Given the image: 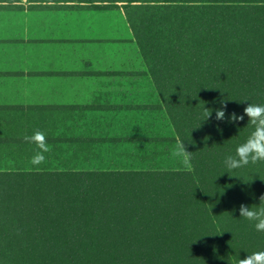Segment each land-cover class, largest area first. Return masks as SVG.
I'll return each instance as SVG.
<instances>
[{"label": "trees", "instance_id": "trees-1", "mask_svg": "<svg viewBox=\"0 0 264 264\" xmlns=\"http://www.w3.org/2000/svg\"><path fill=\"white\" fill-rule=\"evenodd\" d=\"M27 2L122 11L152 89L0 103V264H238L264 251L239 213L264 196V162L223 163L253 131L233 114L264 104V0ZM37 129L49 152L34 166L24 137ZM180 141L191 167L171 155Z\"/></svg>", "mask_w": 264, "mask_h": 264}, {"label": "crops", "instance_id": "crops-1", "mask_svg": "<svg viewBox=\"0 0 264 264\" xmlns=\"http://www.w3.org/2000/svg\"><path fill=\"white\" fill-rule=\"evenodd\" d=\"M15 4L20 9L0 8V77L25 80L35 75L43 78L41 83L54 85L47 89L50 95L44 97L39 91L29 90L26 84L31 103L16 104H80L101 100L110 93H133L136 83L140 87V79L145 76L139 73L145 68L141 57L136 60L135 53L140 54L122 11L95 12L57 6L75 5L72 2L32 8L30 5L35 4L27 0ZM0 5L7 7L8 0H0ZM129 48L134 55L122 57ZM15 68L20 71H13ZM63 76L71 77L57 78ZM0 103L10 102L0 99Z\"/></svg>", "mask_w": 264, "mask_h": 264}, {"label": "clouds", "instance_id": "clouds-1", "mask_svg": "<svg viewBox=\"0 0 264 264\" xmlns=\"http://www.w3.org/2000/svg\"><path fill=\"white\" fill-rule=\"evenodd\" d=\"M205 120L211 115L205 109L203 113ZM225 112L216 111L217 120L223 119ZM247 117V123L253 126V131L243 142L235 147L234 153L224 157L223 163L228 170H237L250 164L255 165L258 162H264V104L248 103L244 108L242 116L233 114L232 120H242ZM25 140L36 145L34 155L30 158L29 164L40 165L46 157L45 153L49 152V145L46 143V133L42 130H34L31 135L25 136ZM171 155L182 158L186 167H191L190 152L186 151L183 141L178 142L171 150ZM258 205H241L239 209L240 218L246 220L254 227L257 232L264 233V196L259 198ZM238 264H264V251H254L247 254L243 259H238Z\"/></svg>", "mask_w": 264, "mask_h": 264}, {"label": "rangeland", "instance_id": "rangeland-1", "mask_svg": "<svg viewBox=\"0 0 264 264\" xmlns=\"http://www.w3.org/2000/svg\"><path fill=\"white\" fill-rule=\"evenodd\" d=\"M110 18L112 19V16ZM119 47L120 46H118V49H120ZM128 47L129 46L127 45L124 47V49H126ZM129 49L131 51L130 50L129 51L127 50V52L124 51L122 57H126V56L128 57V56L134 55L132 48H129ZM135 55H136V60L138 58L140 59V56H138L137 53H135ZM13 71L19 72L20 69L15 68ZM11 76L15 77L16 73H12ZM65 77H71V76H63V77H57V78H65ZM42 80H43V78L35 76V75H31L25 80L22 77H17L13 80L7 79L6 77L5 78L0 77V82L5 81V84H0V89L2 90V92H0V99L4 100L6 102H14V103L16 101H23V102H19L20 104L31 103V101H29V99H32V98L26 92V90H27L25 88L26 84H28L29 90L34 89L35 91H39V92H41V95L46 97V96L50 95V93L47 91V89L49 87H53L54 85L49 86L45 83H41ZM140 84L141 85L139 87L138 83H136V91L137 92H141L142 94H144L148 91V89H150V90L152 89V85H151L149 78L142 77L140 79ZM40 102L41 103H55L56 101H40Z\"/></svg>", "mask_w": 264, "mask_h": 264}]
</instances>
